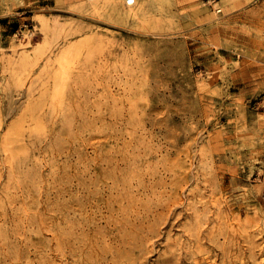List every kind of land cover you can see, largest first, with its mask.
Returning <instances> with one entry per match:
<instances>
[{"label":"rangeland","instance_id":"rangeland-1","mask_svg":"<svg viewBox=\"0 0 264 264\" xmlns=\"http://www.w3.org/2000/svg\"><path fill=\"white\" fill-rule=\"evenodd\" d=\"M0 264H264V0H0Z\"/></svg>","mask_w":264,"mask_h":264},{"label":"built area","instance_id":"built-area-1","mask_svg":"<svg viewBox=\"0 0 264 264\" xmlns=\"http://www.w3.org/2000/svg\"><path fill=\"white\" fill-rule=\"evenodd\" d=\"M135 1L134 0H125V5L127 6H132L134 5Z\"/></svg>","mask_w":264,"mask_h":264},{"label":"bare ground","instance_id":"bare-ground-1","mask_svg":"<svg viewBox=\"0 0 264 264\" xmlns=\"http://www.w3.org/2000/svg\"><path fill=\"white\" fill-rule=\"evenodd\" d=\"M135 1V0H134ZM135 4V3H134ZM133 6V5H132Z\"/></svg>","mask_w":264,"mask_h":264}]
</instances>
